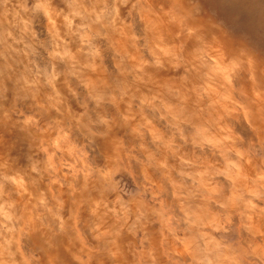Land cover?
Listing matches in <instances>:
<instances>
[{
	"label": "clouds",
	"instance_id": "9594fccd",
	"mask_svg": "<svg viewBox=\"0 0 264 264\" xmlns=\"http://www.w3.org/2000/svg\"><path fill=\"white\" fill-rule=\"evenodd\" d=\"M0 264H264V0H0Z\"/></svg>",
	"mask_w": 264,
	"mask_h": 264
}]
</instances>
